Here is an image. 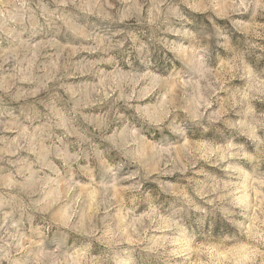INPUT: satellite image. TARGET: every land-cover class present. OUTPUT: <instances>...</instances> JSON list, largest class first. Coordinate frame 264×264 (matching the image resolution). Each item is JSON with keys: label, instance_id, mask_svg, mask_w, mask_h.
Returning a JSON list of instances; mask_svg holds the SVG:
<instances>
[{"label": "rangeland", "instance_id": "1", "mask_svg": "<svg viewBox=\"0 0 264 264\" xmlns=\"http://www.w3.org/2000/svg\"><path fill=\"white\" fill-rule=\"evenodd\" d=\"M0 264H264V0H0Z\"/></svg>", "mask_w": 264, "mask_h": 264}]
</instances>
